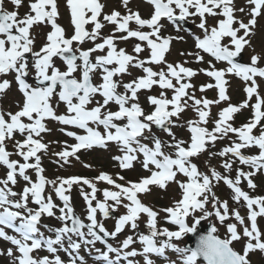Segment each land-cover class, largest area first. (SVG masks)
<instances>
[{"label":"snow or ice","instance_id":"snow-or-ice-1","mask_svg":"<svg viewBox=\"0 0 264 264\" xmlns=\"http://www.w3.org/2000/svg\"><path fill=\"white\" fill-rule=\"evenodd\" d=\"M122 2L127 7L128 0ZM146 2L153 8L149 19L141 18L139 13L131 10L127 15H121L118 11L103 15V21L115 27L113 35L101 37L100 31L104 23L100 17L104 5L99 0H66L74 29L73 34L66 37L65 30L56 23L59 16L56 0H32L28 6L29 11L23 17L18 11L23 0H7L15 9L11 11L5 8L6 0H0V75L14 73L15 82L22 94L19 110L7 113V119L5 114L0 113V166L6 169V178L0 180V239L8 241L13 246L6 252L12 259V264H65L58 255L60 251L67 253L68 264H87L81 255L82 246L91 254L89 246L95 248L97 242L106 249L103 251L95 249L97 255L94 259L100 264H120L122 260L127 261V264H134L129 258L137 256L143 257L144 264H153L150 255L164 257L166 250L178 254L181 264H198L201 259L203 264H250L248 259L250 253L257 251L264 253L262 239L264 234L257 226V217H264V196L251 197L239 186L243 178L249 188H255L256 185L250 177L258 171H264V128L258 136L252 134L253 129L264 119V111L261 110L264 101L257 92L256 82L257 77L264 79V67L258 66L261 57L257 55L251 57V63L248 65L235 62L244 47L250 44L249 37L253 34L256 18L264 11V0H248L252 7L247 23L236 20L233 0H146ZM240 11L243 12L244 9L241 8ZM190 16L199 18L197 27L204 33L203 39L196 37L195 47L216 61H225L229 65L226 70L214 69L205 72V75L216 83L201 86L200 91L217 88L219 99L215 101L198 99L188 92L193 85L182 81L186 78L190 80L197 74L191 68L181 64H167L166 71L157 72L145 66L165 64V54L169 51L171 40L177 38L162 37L160 32L163 25L160 21L167 19L170 23L177 24L178 21L183 22ZM207 16H221L223 19L209 29ZM130 22L137 26L135 30L129 27ZM41 24L50 26L51 30L46 35V43L39 51H33L34 38L30 30L33 26ZM88 24L92 25L90 32L85 28ZM241 32L242 35L239 34ZM115 33L123 35L116 37ZM225 37L230 38L227 45L222 43ZM130 38L144 42L148 50L145 59H139V54L145 51V47L139 43L133 48L135 56L128 54L123 48L117 50L116 39ZM86 39L93 41L94 47L87 50L73 48L74 43L83 44ZM97 39L102 42L95 43ZM29 53L33 57L31 69L26 60V54ZM93 53L102 54L96 55L93 61ZM189 55H196L197 61L203 59L198 53ZM54 57L63 61L65 70L55 66ZM129 68L141 69L143 75L121 85L115 78L127 74ZM30 70L34 71L35 85L26 81ZM93 74H99V83L92 82ZM226 75H235L245 81L248 86L244 88V92L248 98L256 96L257 102L252 105L253 119L240 128L232 127L229 121L233 114L239 112L241 108L248 107V103L245 101L239 106L229 105L218 113L215 127L209 131L202 125L208 122L210 105L228 99L224 87L227 83L224 79ZM153 85H158L161 90H171L173 95L168 99L165 92L161 91L159 97H147L148 103L154 108L146 114L139 103L138 93L141 90H150ZM9 87V81L0 82V94ZM121 87L123 92L118 91ZM97 96L101 99L95 100ZM54 98L65 105L66 114H56L52 106ZM94 100L95 106L89 107ZM189 100L192 102L191 105L188 104ZM111 104H115L118 110L112 111L109 107ZM185 107H191L198 119L188 122L191 142L186 147L184 141H176L175 137L174 142L167 145L175 150L174 157L165 153L163 150L165 145L159 138H152L151 147L140 143V138H145L147 133L152 132L153 125L171 136L167 125L172 122L171 117H178ZM46 120L74 126L86 132V135L66 133L77 142L71 146V151L56 153L65 163L69 156L75 155L81 149L106 147L109 142H115L124 153L122 157H116L120 161L121 169L131 168L139 154L143 156L142 165L151 173L150 176L138 183L129 182L128 186H124L115 183L109 175L101 173L96 179L112 185L117 191L105 190L103 201H98L93 207L92 201L96 199L97 189L88 179L58 178L57 183L47 180L42 175L44 169L41 167L38 153L46 152L47 145L36 137L49 130L44 123ZM90 124H95L97 128L102 126L103 132L90 127ZM17 132L23 139L15 142V154L21 157L22 163L10 159L12 153L7 151L5 143L6 140H13ZM229 133L235 134L240 142L225 147L218 155L225 157L230 154L252 170L247 173L238 170L235 179L222 175L215 169L211 170L210 176L200 173L190 158L198 156L206 150V145L215 143L217 139H222ZM253 147L258 149L257 155L241 154V149ZM222 167L230 170L232 164L226 161ZM29 169L35 171V182L27 175ZM177 173L186 177L187 182L176 181ZM18 177L26 182L19 193L12 188L17 184ZM214 181H222L231 190L232 199L237 204L243 201L247 207L249 222L247 224L239 212L232 213L235 221L243 226L242 235L248 240L242 254L231 247L234 241L242 238L237 230V224L232 223L227 225L228 235L225 239L215 235L217 228L213 225L206 236L199 238L194 248L178 247L173 243L180 241L186 234L194 233L202 220L213 215L205 207L209 202L221 224L229 219L227 201L220 202L212 191ZM169 182H176L179 185L182 196L174 207L161 211L166 213L165 219L168 223L178 227L176 231L158 228V212L142 204L138 198L139 193L149 191L150 185L165 189ZM49 184L52 185L56 197L63 203V207L59 208L60 215L56 217L63 226L50 228L54 237L46 236L40 226L41 217L43 215L53 217L54 209L57 207L50 195H44L46 185ZM73 184H84L91 189L90 194L81 192L88 205L87 223L75 215L69 203L70 197L65 194ZM16 197L18 198L13 199ZM108 201L114 204L111 206L113 212L116 211L115 206H123L126 209V214L116 219L114 230L111 232L97 220V210L103 217L109 216ZM29 203L36 207L30 208ZM220 209H223V212ZM196 212L200 215H193ZM141 214L147 217L148 230V234L138 235L142 251L138 252L135 249L125 251L136 242L131 235L122 241L119 248L108 243V238L115 239L126 226L136 230ZM189 216H192L193 220L191 226L187 223ZM5 229H11L16 235L7 234ZM158 237L164 239L158 240ZM41 249H45L52 258L47 255H33ZM113 253L115 259L110 257Z\"/></svg>","mask_w":264,"mask_h":264},{"label":"rangeland","instance_id":"rangeland-1","mask_svg":"<svg viewBox=\"0 0 264 264\" xmlns=\"http://www.w3.org/2000/svg\"><path fill=\"white\" fill-rule=\"evenodd\" d=\"M65 0H57L58 3V11H59V16L58 19H56V23L58 25H60L62 28H67L68 26V8H67V4L66 2H64ZM106 4L104 5V9L102 11L108 13L110 12L112 9H123V8H129V10H136V8L140 7V4H138L137 1L135 0H129L127 7L123 6V2L121 0H105ZM32 2V0H23L22 5L19 8V13L22 14H26L28 12V6L29 4ZM243 4L239 3V6L235 8V12L237 11V13H239V9L240 6H242ZM6 10H15L10 4L7 3V9ZM138 10V9H137ZM20 15V14H19ZM23 16V15H22ZM145 17V15H144ZM246 18H248V16H245L244 18L239 17V20H242L245 23ZM49 32V27L48 25H35V29L32 32V36L36 37L35 40H40L39 43L44 41V34ZM252 42L251 44H249L250 46L247 48V54L248 55H252L254 54L255 48H257L260 51V57L262 58V62H263V56H264V18L259 19L255 25V27L252 29ZM38 36H37V35ZM135 41V40H132ZM137 42V41H135ZM139 43V42H138ZM126 45L128 46V48L130 50L128 51H132L133 52V48L136 45L134 42L131 44L130 43H126ZM142 47H145V54H143L144 52L139 54V59H145L148 56V50H146V46L141 44ZM192 47L189 45L188 41H185L183 44H179L177 46V41L175 40V44H172L169 48V51L167 52V54L165 55V64H161V65H152L153 70L159 72L161 70H167V64L173 62L172 64H181L184 67H188V68H205V64L206 62L201 61V63H196L194 62V56L195 55H189V53H193L192 52ZM194 54V53H193ZM171 57V58H170ZM171 60H170V59ZM171 61V62H170ZM32 64V61H31ZM146 66V65H145ZM60 69H64V65H62L60 67ZM141 70V69H140ZM193 70V69H192ZM32 77H34V72L31 73ZM98 76L99 74H95V78H94V82L95 83H99L98 80ZM140 76V75H139ZM138 76V77H139ZM132 77V75L130 76V78ZM128 78V77H127ZM117 80L118 83H120L121 85L124 84L126 81H128V79H125L121 76H118L115 78ZM232 81H230V86L229 87H233L237 85V81H235L233 79V77L230 79ZM175 83V81H173ZM250 83V82H249ZM198 84V83H197ZM201 84H205L204 80ZM201 84H199L198 86H196L195 88L198 89V87L201 88ZM244 86H248L245 84H242ZM194 87V85H193ZM192 87V88H193ZM232 90V89H231ZM118 91L123 92V88H118ZM212 91V90H211ZM244 91V87L240 89V92L243 94ZM144 92V91H142ZM203 92H209L208 90H205ZM202 92V93H203ZM14 91L11 90L7 93V95L5 94L1 99H0V104L2 106V108L5 109H10V108H18L20 107V105H18L19 101L18 98H14L13 94ZM150 93H148L147 95H149ZM204 94V93H203ZM157 97H159L160 92L156 94ZM207 95L208 94H204ZM168 99H170V96L165 95ZM155 97V96H154ZM209 97V96H208ZM236 99H235V98ZM234 100L236 102H238L240 99H242V95H236L233 96ZM185 99H187L185 97ZM139 103L141 105L142 108H144L146 105H148V101L145 98V92H144V97H141V99L139 98ZM146 103V105H145ZM190 105V104H189ZM222 106V104L220 105ZM113 107H111L112 109ZM145 109V108H144ZM249 113V109L243 111L244 116ZM172 120H175L176 117H171ZM186 125L187 123H185V121H180L177 120L176 121V126H174L172 124V127L170 128V131L172 133V135L170 136L169 134H163L160 132H156L154 131V136L155 138H162V143L165 145L164 147V151L166 154H170L173 155L174 157V149L173 148H169L167 147V145L172 144L173 141V137H175L176 141H184L185 142V147L191 142V137L189 136V133L186 132ZM209 131H211L212 129H208ZM189 136V137H188ZM40 138H42L43 140H46V136L42 137L40 136ZM49 140V139H48ZM218 140V139H217ZM7 143H11V142H7ZM52 143V142H51ZM12 145H14L13 141L11 143ZM53 145V147H56L57 149H59L57 152L59 153L60 151V146H55V144H51ZM211 145V144H210ZM209 145V146H210ZM7 148L10 149V146L8 147L6 145ZM53 147L51 149H53ZM224 149V146L222 143H217L214 144V148L208 149V147H206V150L204 152L201 153V156L204 155V157H208L210 155H212L213 158L218 159H222L223 164L227 161L229 163L232 164V168L230 170H225L221 163V161L218 162L217 165H221L219 169H217V172L221 173L222 175L228 176L229 178L235 179V176L237 174V171H243L245 173L251 171L252 169H250V167L248 165H243L241 164L239 161L235 160V159H223L222 157H220L218 155V153L220 151H222ZM55 153V152H54ZM115 155L114 153H99V154H94L93 155H88V156H84L82 154V156H80V158H82V161H76V160H72L69 161L70 163H62V167L59 168V166H57L56 164H54V167H56L57 170H50L49 168H47L48 166L42 162L46 167V173L48 180L51 181L50 179L53 178L52 181H56L57 183H59L58 178H72V177H79V178H84V179H88L97 189L96 191V199L92 201V206L94 207L96 205V203L98 201H103V192L104 190V186L100 185V181H98L96 178L98 177L99 174L101 173H105L108 174L114 181L117 179L116 174H120L123 173L122 169L119 168V166L117 164H115L114 162L111 161V157ZM55 157V156H53ZM56 159V157L54 158ZM61 161V160H60ZM216 165V166H217ZM134 167V168H133ZM133 169H128L126 170V172L124 171V174L127 176V178L129 179V182L132 183H138L140 182V180H142L143 178H146L148 176H146L145 174H143L142 171V165L139 163H135V165L133 166ZM240 169V168H243ZM68 170H65V169ZM1 170V168H0ZM138 171V172H137ZM142 172V173H139ZM2 175L1 176V180L5 179L4 178V174L5 172L3 170H1ZM136 173H138L139 175H137ZM51 175V176H50ZM31 177V176H30ZM52 177V178H51ZM31 179L34 181L35 179H33L31 177ZM250 179L253 181V183L256 185L255 188H249L248 187V183L246 180H244L243 178L241 179L240 182V187L241 189L248 193L249 196L251 197H257V196H264V173L262 171H258L255 175L251 176ZM180 182H187V180H180ZM99 183V184H98ZM215 181L213 182V193L215 194L216 192L220 193L223 196V200H219L220 202H224L227 201L228 203V207L230 209L229 211V219H227L223 224L220 223V221L215 217L214 212L215 209L212 208V204L211 202L208 203L205 207L209 212H212L213 215L209 216L206 220H202L203 223H207V222H212L214 224V226L217 228V232L215 233L216 236H218L220 239H225L228 235L227 233V225L232 223V224H237V230L238 232H240L241 234V240L239 241H234L233 244L231 245V247L233 248V250L240 252L242 254V249L243 247L246 245V243L248 242L246 237H243L242 235V231H243V226L239 225L237 221H235L234 216L232 215V213L235 212H239L240 216L243 217L245 219V223H249L247 221V207L244 205L243 201H241L239 204H237L233 199H232V192L231 190L222 182H218L215 189ZM128 184L124 185V186H128ZM25 186V184L22 182V180L18 181L17 184L15 186H12L13 191H16L17 193L21 192L23 190V187ZM97 186V187H96ZM179 185L177 183H171L169 185H167V191H162L160 188L158 187H153V188H149L150 191V196L149 199L146 201L147 207L151 208L153 211L158 212V217H157V226L160 229H164L167 228L170 231H175L178 230V228H174V227H170L165 219L166 213H164L163 211H161L162 209L168 208V207H174L175 203L180 199L181 196V190L178 187ZM67 188V186H65ZM113 187V186H112ZM46 190H48L47 195L45 196H51L53 199L54 204L57 205V207L54 209L55 215L58 217L60 215L59 213V208L62 207L61 205H59V203H57V198L56 195L52 189V185H46ZM84 192L85 194H90L91 193V189L84 184H73L71 186V188L65 193L66 195H68L70 197V206L73 208V210L75 211V213L77 214V216L85 223H87L86 220V215H87V208L88 205L86 203V201L84 200L83 195H81V192ZM110 191H117V189H115L114 187L112 188V190ZM148 191V192H149ZM140 194V193H139ZM138 194V198L140 199ZM13 198V199H17ZM109 207V211L111 210V206H114L112 201H108L107 202ZM124 203H127V201H124ZM30 208H35L36 205H33L31 203H29L28 205ZM116 207V211H115V217L112 218H100V212L99 210H97V220L98 222L102 223L104 225V227L109 231H113V227H114V223L116 221V219L121 216L126 214V209L123 206H115ZM231 208H236L235 210H231ZM221 212H223V209H220ZM113 212V211H112ZM200 213L197 212L195 216H199ZM45 215L42 216V218H44ZM146 221H147V217L144 216L143 214H141V217L138 219L137 224H138V228L136 230L131 229L130 226H126L125 229L119 234V236H117V239L114 241L115 242V246L116 247H121L122 241L124 239H126L129 235L134 237V240H136V242L130 246L129 249H126L125 251H130L132 250L135 246H137L138 252L142 251L141 246H139V242H138V235L139 234H148V230L146 227ZM187 223L189 224V226H191V224L193 223L192 220V216H189L187 218ZM257 226L259 228V230L261 231L262 234H264V221L261 222V219H259L257 217ZM187 235V234H186ZM185 235V236H186ZM185 236L180 240V241H173V243H177L178 247H182V244ZM122 237V238H121ZM158 240H162L164 239V237H158ZM262 239H264V235H262ZM9 247H2L0 244V264H12V260L10 259V257H8L6 255L7 249ZM168 250H166L167 252ZM81 255L85 258L86 262L89 261L90 257H86V252L85 249L82 246V250H81ZM178 255V254H177ZM162 257H159V259ZM131 259V258H130ZM139 259H142V256H139ZM250 264H264V253H260L259 251L254 252V253H250L249 257H248ZM135 261H137V257L134 258ZM164 260V258L162 259ZM167 260V259H166ZM96 261V260H95ZM168 261H172V259L167 260ZM97 263L99 261H96ZM95 263V262H94ZM173 264H181V258L179 257L178 259L173 261Z\"/></svg>","mask_w":264,"mask_h":264},{"label":"water","instance_id":"water-1","mask_svg":"<svg viewBox=\"0 0 264 264\" xmlns=\"http://www.w3.org/2000/svg\"><path fill=\"white\" fill-rule=\"evenodd\" d=\"M210 226L206 228H200L199 231H196L194 233H191V235L188 238V245L187 248H194L196 247V244L200 237L206 236L208 234V231L210 230ZM202 261V259L200 260Z\"/></svg>","mask_w":264,"mask_h":264}]
</instances>
